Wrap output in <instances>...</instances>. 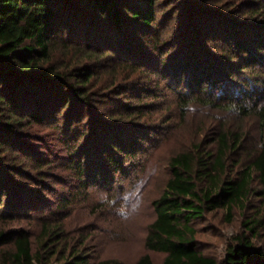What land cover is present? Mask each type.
Wrapping results in <instances>:
<instances>
[{
    "label": "trees",
    "instance_id": "obj_1",
    "mask_svg": "<svg viewBox=\"0 0 264 264\" xmlns=\"http://www.w3.org/2000/svg\"><path fill=\"white\" fill-rule=\"evenodd\" d=\"M160 80L182 91L183 111L190 98L242 119L170 158L134 264H156L151 253L164 255L159 264H264V0H0V264H124L92 262L87 237L72 243L60 219L41 222L36 238L13 227L21 198L56 175L35 127L60 136L57 166L79 191L109 185L145 153ZM236 208L243 231L220 260L202 249L197 224L220 210L231 222Z\"/></svg>",
    "mask_w": 264,
    "mask_h": 264
},
{
    "label": "rangeland",
    "instance_id": "obj_2",
    "mask_svg": "<svg viewBox=\"0 0 264 264\" xmlns=\"http://www.w3.org/2000/svg\"><path fill=\"white\" fill-rule=\"evenodd\" d=\"M150 54V57L155 56L154 53ZM247 75L245 78L249 77ZM240 77L235 73L236 80ZM178 90L177 88V92H173L166 89L163 81H159L155 89L156 110L147 118L151 131L154 132L148 134L147 141L142 145L145 153L139 154L134 163H127L131 167L126 177L116 176L109 185L102 184L100 179L98 185L101 184L102 187H91L87 192L79 191L77 180L72 173L62 167L63 165L57 166L66 156L57 132L49 128L35 127L32 134L37 137V142L41 143V153L57 162L52 170L56 178L53 176L47 179L48 189L42 193L35 194L31 191L32 195L28 193L26 197L21 198L25 203L21 200V204L18 203L20 222H15L13 228H28L36 238L40 232L41 222L49 219L51 221V218L60 219L72 243L82 239L83 235L87 237L86 246L88 253L92 255V262L110 258L124 264H134L147 252L144 245L146 233L155 215L151 202L163 192L164 184L169 178L170 158L180 150L190 148L194 143L199 144L203 139L207 140L208 144L209 137L221 123L235 127L242 119L239 114L235 115L231 108L214 109L190 98V105L202 114L192 115L183 111L179 101L182 91ZM125 103L126 101L122 102ZM246 123L249 134L252 133L257 138L259 134L256 117L250 116ZM42 143L45 146H42ZM209 147L211 149L213 145ZM11 177L32 188L31 190L39 189V185L26 180L21 174H14ZM13 189L14 186L11 190L15 192ZM40 193L41 198H37ZM70 197L71 205L62 208L60 204ZM8 200L9 197L4 199L5 208ZM121 203L131 209L128 219H122L117 215ZM5 208L2 209L3 212ZM54 211L56 214L51 216ZM205 218L203 224H197L202 249L221 260L226 256L228 244L243 231L241 224L245 217L240 209L236 208L231 222L228 221L225 210L208 213ZM258 243L261 244L262 241ZM151 255L156 264L161 263L164 257L161 253Z\"/></svg>",
    "mask_w": 264,
    "mask_h": 264
},
{
    "label": "clouds",
    "instance_id": "obj_3",
    "mask_svg": "<svg viewBox=\"0 0 264 264\" xmlns=\"http://www.w3.org/2000/svg\"><path fill=\"white\" fill-rule=\"evenodd\" d=\"M264 107V101L261 102L260 105H258V108ZM186 112L192 114V115H200L202 113H200V111L196 108H194L192 105H185V109ZM235 115L239 114V110L238 109H233ZM258 147H264V144H258ZM103 202V201H102ZM131 212V209L129 208L128 205L121 203V206L119 208V210L117 211V215L121 216L122 219H128L129 218V213Z\"/></svg>",
    "mask_w": 264,
    "mask_h": 264
}]
</instances>
